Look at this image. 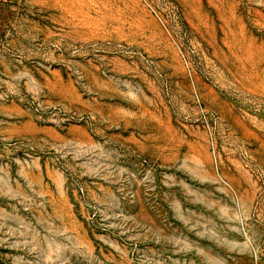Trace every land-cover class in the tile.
I'll return each instance as SVG.
<instances>
[{"label": "rangeland", "instance_id": "374dc122", "mask_svg": "<svg viewBox=\"0 0 264 264\" xmlns=\"http://www.w3.org/2000/svg\"><path fill=\"white\" fill-rule=\"evenodd\" d=\"M0 264H264V0H0Z\"/></svg>", "mask_w": 264, "mask_h": 264}]
</instances>
